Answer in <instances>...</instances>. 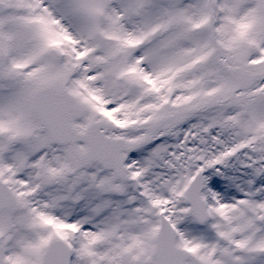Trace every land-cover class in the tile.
I'll list each match as a JSON object with an SVG mask.
<instances>
[{
    "label": "snow or ice",
    "instance_id": "obj_1",
    "mask_svg": "<svg viewBox=\"0 0 264 264\" xmlns=\"http://www.w3.org/2000/svg\"><path fill=\"white\" fill-rule=\"evenodd\" d=\"M0 264H264V0H0Z\"/></svg>",
    "mask_w": 264,
    "mask_h": 264
}]
</instances>
